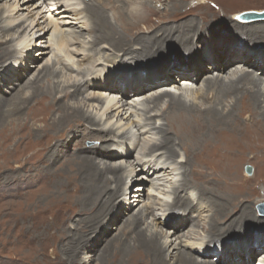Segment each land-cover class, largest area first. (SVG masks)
I'll return each mask as SVG.
<instances>
[{
  "label": "bare ground",
  "instance_id": "obj_1",
  "mask_svg": "<svg viewBox=\"0 0 264 264\" xmlns=\"http://www.w3.org/2000/svg\"><path fill=\"white\" fill-rule=\"evenodd\" d=\"M56 1V3H59L62 0ZM117 2L120 4L119 6H115ZM124 3V0H93L91 5H86L84 8L73 6L70 10L71 18L74 20L72 22L73 24L71 22H63V24L68 25L66 28L69 32H72L75 41L79 42L80 38L84 36V34L81 33L82 31H88L91 36L86 38L83 37L84 40L81 41L82 44H89L90 47L93 48L100 42H103V44H106L108 49L111 50L113 56H120L121 62L122 60H133L135 63L139 64L158 61L154 59H158L164 54L167 47L171 51L172 47H170V45H174L176 49L181 48L184 52H187V54L195 56L198 50L196 41L201 37L202 33H210V27L208 28V26H216V24H220L221 22H229L231 25L229 23L227 25L232 28L235 27L238 31L234 30L240 32L244 39L248 37V44L255 45L252 46L253 49L258 50L260 46L258 45L259 42L264 41V24H247V26L246 23H240V25L234 21H227L226 19L219 22L214 21L213 24V20L217 18L214 17V14L215 16L219 14L225 15L226 17H229V15L235 16L232 14L233 8L230 9L231 7L228 8L216 4L218 7V14L215 12L213 14L208 8H204L206 9L205 12H207L208 18L198 23L194 22V20L182 21L189 13L185 11L186 9L182 8V5H179L178 7L183 11V16L181 17L179 13L180 16L173 17L172 22H174V24L169 27L159 28L153 32L151 31L152 33L147 35V37L143 35L130 36L133 43H131V40L126 43V41L129 40V38L124 36L126 30L122 29L116 31L115 25L110 22L108 15L103 12L104 10L102 11V9L98 7V5H101L107 9H113V6L122 7ZM13 10L15 11L14 8ZM115 11L116 10H113L114 13ZM129 12L137 14V8H129ZM123 13L126 17H133L127 12L121 11V15ZM140 13H142V11H140ZM136 19L141 22L149 20V18L142 17ZM16 20L18 19L14 18L9 10L0 13V46L4 45V47H0V65L12 60L18 54L14 47L7 46V44L11 42V38H7L10 36L8 33L17 27ZM115 20L117 22L122 21L120 18H115ZM31 23L32 20L29 25L33 26ZM159 23L162 24L161 22ZM36 26L40 27L38 22L32 29ZM156 28L157 27H154V29ZM41 30H43V28ZM48 32L49 30L44 32L42 38L44 39L47 34L48 41H53L56 44L55 46L60 50L67 41V31L58 30L54 25L53 31L50 34H48ZM250 40L254 43L249 42ZM216 41L218 42V40ZM219 42L223 45L225 44L221 42V40ZM29 46L30 42L28 45H25L23 49H27L28 51L30 50ZM207 52L209 56L205 55V57H203L197 54L196 58L191 59L192 61H189V64L182 67L181 70H153L144 77V80H147L144 84H134V87L131 89H119L116 85H113L112 77L106 76L103 78V81L99 82L97 80L100 78L99 75L95 76L97 77L95 78L97 82H94L96 86L99 83H102L105 88L110 85L109 91L114 93L118 90L120 91L119 94H122V97L130 93L133 94V97L145 98L144 101L142 100L144 102L142 103L144 106L143 111L149 116L145 118L144 125L138 124L139 130L154 125L151 123L153 120L152 117L160 116L162 118L164 124L162 127H159V129H161V142L157 146H150L148 152L144 153V158H155V156L159 154V157L161 156L165 159V162H167L168 160H174L178 156V153L181 152L184 164L180 165L179 174L181 177L182 174L185 173V182L181 179V183H178L179 186L172 190L173 201L171 203H165L160 208L164 214L167 212L165 210H168L167 214L169 216L166 214V217L170 219L172 216L173 218L176 217L174 212L179 210L187 217L183 219L181 223L184 229L192 225H198L199 222L195 223V218L189 220L187 216L197 203H194L190 198L194 191L198 192V196L205 200L202 201L200 205L197 204L198 207L203 206L205 210L210 211L209 216L206 215V217H209V224L204 228L206 231H209L207 235L208 239L199 240L200 243H192L190 248L192 250L189 251L186 249L188 247L182 246L180 242L176 243V240L180 238L178 234L180 230L176 225L172 227L173 229H167L171 234L164 230V226L167 228V223H162L160 221H158V223L152 222L151 225L145 228L140 227L144 218L154 212V208L146 204L144 208H141L132 217L131 222L126 224L128 226H123L120 233L113 237L108 245L100 250L97 254V258H95L98 264H211L202 259H204V257L206 258L207 254L211 251L216 252V255H219L218 253L221 255L222 251L225 252L226 250L220 248V245L226 240V237L230 236L232 231H237L241 226H246L247 228V224L254 223L255 219H257L256 222L259 221L255 212H253L254 205L252 208H250L249 205H245L237 212L234 211L233 208L227 210L231 205L226 206L223 201L229 200L227 199L228 197L222 198L223 195L220 194L219 197L222 201L216 200L213 198L214 194H211L210 191H220V187H222V190L228 189L229 192L236 189L241 190L239 184H232L230 173H236L240 166H244L243 161L248 154L257 151L259 147L264 150V64L256 60H264V53L247 49H244L242 53L237 50L236 53L239 52V54L247 58H252H250L251 61H248L246 58L241 59L242 55L237 59L232 58L231 55L236 54L233 53V51H228V53L225 52L224 55H219L216 53V48L210 47L207 49ZM25 57H28V55ZM122 63H124V61ZM236 65L237 67H234ZM208 70L210 72L214 70L216 72L215 76H205L208 74ZM256 71L263 77L258 76ZM54 76L50 67L44 66L33 80L21 85L8 101L0 100V107L2 108L9 103V101L15 102L16 105L20 104L22 107L30 105L32 115L30 119L34 123H42V126H36V124L33 123V125L36 126L32 129L35 141L31 143L27 139V146L25 145L26 148L25 146L23 147L24 150H27L30 145L35 146L36 142H40V144L37 143L36 145L46 150L41 158H37L39 156L38 154L35 155H38L36 157L37 163H45L46 182L44 187L47 190H52L54 188L52 197L55 201L50 203L44 201L48 205L45 204L47 206L42 208V211L38 212V216H41L44 222H47V216L51 218L54 215H58V208L60 205L65 206L68 204L69 206L71 203L72 205L69 208L70 211L79 207L76 211L79 215H84V212H88L87 215L80 218L77 223L80 225L79 227L73 226L74 230H81V233L76 235V238L68 241L67 264H80V261L76 260V255L89 244L91 236L87 238L86 236L88 234H95L103 223L109 226L112 223H116L118 219L123 216L122 211H119L118 214H113L110 217L111 209L116 205L117 200L122 195H127L129 201H132V205L130 206V209H132L133 205L138 206V203L141 202V193L137 186L132 187L130 190L124 188L125 177L123 175L125 170L121 166H112L100 159H112L115 156L111 153L93 151L90 154V150L78 148L77 151L70 155L68 161L65 163H69L67 169L63 168L64 171H62L60 168H62L61 166L63 164L61 163L56 165L54 169L52 168L58 161V158L63 155L64 150H59L57 142L60 143V141H62L61 137L66 133L70 131L79 134L82 133V137H89L91 140L97 139L102 142L109 140V135L117 133L112 128L106 129L100 125V122L84 112L81 107L70 104V101L75 100L80 95V85H72L73 91L69 92L66 88H60L51 82ZM122 77L121 75V78ZM138 77L141 78L140 76ZM197 80L201 82L200 87L194 86ZM26 86L31 90V95L27 98H21L19 92ZM156 87L161 88V91L155 94L151 93L149 96H146L148 93L144 94L147 89H154ZM168 87L170 89H165ZM188 92H192L193 100L188 99ZM214 98H217L214 104L208 105L206 103ZM95 101L100 102V99L95 98ZM110 102V100L103 102L106 111L110 109ZM119 102L120 101L117 103ZM225 103L227 104L225 105ZM158 106H161V108L159 109ZM219 106L221 108H219ZM153 107L159 109L160 113L157 112L159 116L157 113H152ZM240 114H242L240 117L241 120L244 119L245 116H247V119L239 125L236 124L235 118ZM250 123H254L255 127L251 126ZM76 124L79 125L74 128ZM23 128L24 130L26 129L27 132L30 130L28 126H22L21 128L19 126L15 129H10V131H8L7 128H0L2 135L6 133L2 138H4V140H9L12 131L14 134H19L23 132ZM152 129L154 131L158 129V127L153 126ZM47 132L52 133L50 135L53 138L56 137V142L52 146L47 142L41 144ZM76 133L72 134L73 138L77 136ZM129 133L130 132L122 133L120 135L121 139H130V137L127 136ZM168 134H172L173 137ZM95 135L99 139L96 138ZM175 145H178L179 151L173 148ZM97 158L100 160L97 161ZM181 168L184 170L182 171ZM59 169L61 171H59ZM152 170L154 173L158 172V169ZM175 171L176 169H172L170 172L173 174ZM163 172L166 174L167 171ZM191 172H197L202 179L219 173L220 177L217 178L219 185L214 188H211L212 186L197 188L194 186V182L190 178H187V175ZM53 174L56 175V179H58V176L61 179V182L60 180L56 181L57 186L52 184L54 183V181H52ZM252 184L254 185V183ZM111 185H114L113 190H111ZM262 186V189H257L256 191L258 198L261 194H264V184ZM157 191L159 194L165 195L164 197L167 196L165 190L158 189ZM182 192H185V195H182ZM59 197H61L60 200H58ZM104 197H108V201L104 202ZM253 197L255 198V196ZM73 200L75 201L72 202ZM173 205L175 211L169 210ZM234 214L237 215L233 216ZM222 215L229 219H224L221 217ZM167 221L170 223L171 220ZM173 224H175V222ZM132 228L135 229L132 230ZM129 231H131V233ZM104 235L105 232H101L94 238L96 241H102ZM200 244H202L203 250L199 253V255L202 256L200 257L198 255V257L201 258V260L194 256V253L199 252L196 249L201 247ZM226 249H228V252L225 254L231 255L232 253L229 249L232 248ZM92 251L95 252L96 250ZM256 252L260 251L255 247L253 248V253L256 254ZM253 253L251 252V255H253ZM233 254L240 256L242 253L240 254L235 251ZM210 255H213V253ZM220 260H222L221 264H241L239 260H227L221 259V257Z\"/></svg>",
  "mask_w": 264,
  "mask_h": 264
},
{
  "label": "rangeland",
  "instance_id": "obj_2",
  "mask_svg": "<svg viewBox=\"0 0 264 264\" xmlns=\"http://www.w3.org/2000/svg\"><path fill=\"white\" fill-rule=\"evenodd\" d=\"M55 1L56 0H0V13L9 10L14 18L18 19L15 21L17 27L8 33L10 36H6L8 39L11 38V42H9V45L7 44V46L14 47L18 54L12 60L0 65V100L8 101L21 85L33 80L44 66L50 67L55 75L54 78L51 79V82L60 88H66V90L72 92V85H80V95L75 100L70 101V104L81 107L84 112L100 122V125L106 129L112 128L117 133L109 135V140L106 142L97 139L91 140L89 137H82V133L79 134L73 131L66 133L61 137L62 141H60V143L57 142L59 150H64L63 155L58 158V161L52 168L54 169L56 165L61 163L63 165L60 169L62 171L67 169L69 163H65L68 161L70 155L77 151L78 148L88 149L90 150V154L93 151L111 153L115 157L110 160L99 158L102 159L103 162L112 166H121L125 170L123 175L125 177L124 188L130 190L132 187L137 186L141 193V202L138 203V206L133 205L132 209H130L132 201H129L127 195H122L117 200L116 205L111 209L110 217L113 214H118L119 211H122L123 216H120L121 218L118 219L116 223H112L109 226L102 222L103 224L100 225L95 234H88L86 238L91 236L90 242L85 248L77 253L76 260L80 261V264H98L95 258H97V254L100 250L108 245L113 237L120 233L123 226H128L126 224H129L132 217L141 208H144L146 204H149V207L154 208V212L144 218L140 227L145 228L146 226L151 225L152 222L158 223V221H160L162 223H167V228L164 226V230L168 231L169 229H173L172 227L176 225L180 230L178 232L180 238L176 240V243L180 242L182 246L188 247L186 249L191 251L192 249L190 248L192 243H200L199 240L208 239L207 235L209 234V231H206L204 228L209 224L210 220L206 215L209 216L210 211L205 210L203 206L198 207V205L205 200L202 197H199L198 192L196 191L191 194L190 198L194 203H197L187 216L189 220L195 218V223L199 222V224L192 225L185 229L182 227L181 223L182 220L187 217L182 214V211L178 210L174 212L176 217L173 218L172 216L170 219L166 217L168 210H165L167 212L164 214L160 209L165 203H171L173 201L172 190L179 186L181 179L185 182V173H183L181 177L179 174L180 165L184 164L181 152L178 153V156L174 160H168L167 162H165V159L161 156L159 157V154L156 155L155 158L143 157L144 153L148 152L150 146H157L161 142V129H159V127H162L164 124L162 118L158 114L160 113L159 109L161 106H158L159 109L155 107L152 108V113L154 112L155 114L158 112L157 114L159 116L152 117L153 120L151 123L154 125L139 130L138 124L144 125L145 118L149 116L143 111L144 106L142 103H144L143 101L145 98H136L130 93L122 97V94H119L120 91L118 90L114 93L110 92V85L105 88L102 83H99L96 86L94 82H97V80L101 82L103 81V78L108 76L110 78L112 77L113 85H116L119 89H131L134 87V84H144L145 81H147L144 80V77L153 70L165 69L169 71H177L181 70L182 67L187 66L189 61H192L191 59L196 58L197 54L203 57H205V55L209 56L207 49L210 47L216 48V53L219 55H224L225 52L228 53V51L236 53L237 50L243 53L244 49L264 53V47H262L264 46V41L259 42L258 45L260 46L258 50L253 49L252 46L255 45L248 44V37L244 39L242 37L243 35H241L240 32H237L238 30L235 27L232 28L227 25L229 22H221L220 24H216V26H208V28L210 27V33H202L201 37L196 41V44H198V50L195 56L187 54V52H184L181 48L176 49L174 45H170V47H172L171 51L167 47L164 54L158 59H154L158 61L139 64L135 63L133 60H122V62L124 61V63H122L119 58L120 56H113L111 50L108 49L103 42H100L93 48H91L89 44H82L81 41L84 40L83 37L86 38L91 36L88 31H82L81 33L84 34V36L80 38L79 42H77L74 40L72 32H69L66 28L68 25L63 24V22L72 23L74 21L70 14V10L73 6L84 8L86 5H91L93 0H62L59 3H56L57 1ZM124 1L125 3L122 7H115L120 5L118 2L115 3L113 9H107L101 5H98V7L99 9H102V11L104 10L103 12L108 15V19L115 25L116 31L122 29L126 30L124 36L129 38L126 43L132 39L130 36L143 35L144 37H147V35L159 28L169 27L174 24V22H172L173 17L180 16V14L181 17L183 16V11L178 7L179 5H182V8L186 9L185 11L189 13V15L182 21L194 20V22L198 23L205 18L207 19V12H205L206 9L204 8H208L213 14L214 12L218 14V7L216 6V4H218L219 6L231 7L230 9L233 8L232 14L235 16L233 17V15H229V17H226L222 14L215 16L214 14V17L217 18L213 20V24L214 21L219 22L224 19L230 22L234 21L237 24H264V20L241 22L236 19L238 14L244 12L264 11V0ZM129 8H137V14L129 12ZM113 10H116L115 13ZM121 11L127 12L133 17H126L124 13L121 15ZM140 11H142V13H140ZM140 17L149 18V20L141 22L136 19ZM115 18H120L122 21L117 22ZM31 20L33 26L38 22L40 27L36 26L32 29L33 26L29 25ZM54 25L58 30L67 31L66 34H68L66 38L67 41L63 44L60 50L55 46L56 44L53 41H48L47 34L44 39L42 38V34L47 30H49L48 34L53 31ZM154 27L157 28L154 29ZM42 28L43 30H41ZM216 40H218V42ZM220 40L225 44L223 45L220 43ZM29 42L30 50L27 51V49L23 48L25 45H28ZM249 42L254 43L252 40ZM131 43H133V40H131ZM0 47H4V45ZM27 55L28 57H25ZM240 55L242 54H239L238 52L235 55L232 54L231 57L237 59L238 57H241ZM243 58H246L248 61H251L252 59L251 57L250 59L242 55L241 59ZM256 60L259 63L264 64V60ZM234 67H237V65ZM256 73L260 76L258 71H256ZM215 74L216 72L214 70H211V72L208 70V74L205 76L211 77L215 76ZM96 75H99L100 77L97 80L95 79L97 78L95 77ZM121 75L123 76L122 78ZM260 77L263 76L261 75ZM199 81L197 80L194 86L196 85V87H200L201 82ZM165 89L170 88L168 87ZM160 91L161 88L156 87L154 89H147L144 94L148 93L146 96H149L151 93L155 94ZM30 95L31 90L27 86L19 92L21 98H27ZM187 96L188 99L191 100L193 98L192 92H188ZM95 98L100 99V102L95 101ZM109 100L111 101L109 105L110 109L106 111L103 102ZM118 101L120 102L117 103ZM216 101L217 98H214L206 103L212 105ZM226 104L227 103H225V105ZM17 105L15 102L9 101L5 106L2 108L0 107V128H7L8 131L19 126L20 128L22 126H28V128H30L29 132L23 128V132L19 134H14L12 131L9 140H4L2 136L6 133L2 135L0 131V264H67L68 241L76 238V235L81 233V230H74L73 226L75 225L79 227L80 225L77 223L80 218L87 215L88 212H84V215H79L76 213L79 207L70 211L69 208L72 205L71 203L69 206L68 204L65 206L60 205L58 208V215H54L51 218L50 216H47V222H44V219L41 216H38V212L42 211V208L48 205L45 202L50 203L55 201L52 197V191L54 188L52 190H47L44 187L46 182L45 163H37V158H41L46 150H43V148L36 145L37 143L40 144V142H36L35 146L28 145L29 148L27 150H24L23 147L26 145L27 139L31 143L35 141L32 129L36 126H42V123H34L30 119L32 118L30 105H25L24 107L20 104ZM219 108L221 107L219 106ZM242 114L235 118L236 124L240 125L245 119H247V116H245L244 119L241 120L240 117ZM33 123L36 124V126L33 125ZM250 124L255 127L254 123ZM78 125L79 124H76L74 128ZM153 126L158 127L159 130L155 129L157 132L155 130L153 131ZM128 132L130 133L127 136H129L130 139H121L120 135ZM74 133H76L78 137L76 136L73 138L72 134ZM50 134L52 133L47 132L44 135L45 139L42 140L43 142L41 141V144L47 142L52 146L56 142V137L53 138ZM168 135L173 137L172 134ZM96 138L98 137L96 136ZM173 148L179 151L178 145L173 146ZM259 149L247 155L246 159L243 161L244 166H240L236 173H230V179L232 178L231 180L233 182L232 184H239L241 190L236 189L229 192L228 189L222 190V187H220V191H210L211 194H214L213 198L216 200L222 201L219 197L220 194L223 195L222 198L228 197V202L226 200L223 201L226 206L231 205L227 210L233 208L234 211L237 212L245 205H249L250 208L254 205L253 212H255L256 217L259 219V223L256 222L257 219H255V222L252 224L246 223L248 229L246 226H241L239 229L237 228V231L233 229L234 231L231 232L230 236L226 237V240L220 245V248H224L226 251H222L223 254L221 253V255L220 253H218L219 255H216V252L214 251L209 252V255L207 254V257L202 259L208 263L221 264V257V259L239 260V263L241 264L243 261V264H264V194H261L259 198L256 195L257 189H262V185L264 184V150H262L261 147H259ZM35 154H38L39 156L37 155V157ZM99 158L96 160H100ZM246 166L252 168L250 175L245 172ZM60 169L59 171H61ZM152 169H158V172L154 173ZM172 169H176L173 174L170 172ZM184 169L181 168L182 171ZM163 171H167L166 174ZM52 176V181H54L52 184L57 186L56 181L60 180L61 182V179L59 176L58 179H56V175L54 174ZM200 177L201 176L197 172H191L187 175V178H190L194 182V186L197 188H201L202 186H212L211 188H214L219 185V181H217V178L220 177L219 173L214 174L213 176H207L203 179ZM252 183H254V185ZM113 189L114 185H111V190ZM158 189L165 190L168 197L159 194L157 191ZM182 195H185V192H182ZM253 196H255V198ZM60 198L61 197H59L58 200H60ZM103 199H105L104 202L108 201V197H104ZM74 201L75 200L72 202ZM173 208L174 205L171 206V209L169 210H174ZM235 215L237 214H234L233 216ZM221 217L226 220L229 219L225 218L224 215ZM167 220H171V224ZM174 222L175 224H173ZM134 229L135 228H132V230ZM101 232H105L102 241H96L94 237H97L98 233ZM129 232L131 233V231ZM201 245L202 244H200V246ZM255 247L260 252H256V254L253 253V248ZM226 248H232L229 249L231 250V255L225 254L228 252V249ZM92 250L96 251L93 252ZM196 250L199 252L194 253V256L198 257L199 253L203 250L202 246ZM235 251L242 254L236 256L233 254ZM248 252V259H246L245 255ZM251 252L253 255H251ZM211 253H213V255H210ZM199 256L201 257L202 255ZM198 259L201 260L199 257Z\"/></svg>",
  "mask_w": 264,
  "mask_h": 264
},
{
  "label": "water",
  "instance_id": "obj_3",
  "mask_svg": "<svg viewBox=\"0 0 264 264\" xmlns=\"http://www.w3.org/2000/svg\"><path fill=\"white\" fill-rule=\"evenodd\" d=\"M236 19H238L241 22L264 20V11H262V12H255V11L244 12L242 14H238L236 16ZM245 172H246V174L250 175L252 172V168L250 166H246Z\"/></svg>",
  "mask_w": 264,
  "mask_h": 264
},
{
  "label": "clouds",
  "instance_id": "obj_4",
  "mask_svg": "<svg viewBox=\"0 0 264 264\" xmlns=\"http://www.w3.org/2000/svg\"><path fill=\"white\" fill-rule=\"evenodd\" d=\"M248 254H249V252L245 255V258H246V259H248Z\"/></svg>",
  "mask_w": 264,
  "mask_h": 264
}]
</instances>
